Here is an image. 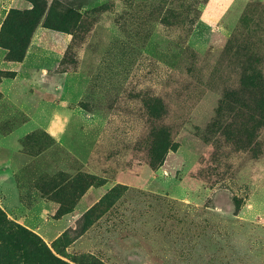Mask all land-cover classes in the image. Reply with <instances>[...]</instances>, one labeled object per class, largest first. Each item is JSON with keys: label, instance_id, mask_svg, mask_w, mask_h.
<instances>
[{"label": "rangeland", "instance_id": "1", "mask_svg": "<svg viewBox=\"0 0 264 264\" xmlns=\"http://www.w3.org/2000/svg\"><path fill=\"white\" fill-rule=\"evenodd\" d=\"M40 3L23 61L6 60L0 46L8 219L73 264H264V129L257 151L209 130L225 80L219 59L244 11L264 0ZM188 6L197 9L183 16ZM32 8L0 0V30L11 10ZM18 23L10 18L5 37ZM72 23L80 40L65 60ZM150 96L166 105L155 124L170 128L173 143L155 169Z\"/></svg>", "mask_w": 264, "mask_h": 264}, {"label": "trees", "instance_id": "2", "mask_svg": "<svg viewBox=\"0 0 264 264\" xmlns=\"http://www.w3.org/2000/svg\"><path fill=\"white\" fill-rule=\"evenodd\" d=\"M30 1L33 3L31 11L11 10L7 21L1 27L0 46L7 50L5 59L8 61H23L31 38L44 15L46 7L42 6L40 0ZM183 9H185L183 16H186L197 8L188 6ZM35 11L40 13L35 15ZM168 13H172L170 9ZM168 13L162 20L170 24ZM14 17L19 20L17 31L14 35L5 37L8 21ZM193 22H196L195 17L192 21L189 20V23ZM185 23L186 20L183 24ZM68 27L73 32V38L65 60L80 40L75 30L76 25L72 23L68 24ZM239 28L241 32L239 30L232 34L219 59L227 61L224 66L228 68H220L225 80L216 84L219 104L209 130L219 134V137L222 136L236 150L257 151L260 148L259 135L264 129V5L251 4L241 16ZM146 99L149 116L154 122L149 134L148 164L155 169L160 166L166 153L173 148L172 133L168 126L155 124L166 114L167 108L163 100L158 96ZM79 180L80 177H76L70 181L71 188ZM89 184L87 180L80 193L72 197L71 208L61 206L59 212L61 214L70 212L77 197L88 189ZM73 262L65 259L59 252H54L35 232L8 219L0 208V264H73Z\"/></svg>", "mask_w": 264, "mask_h": 264}, {"label": "crops", "instance_id": "3", "mask_svg": "<svg viewBox=\"0 0 264 264\" xmlns=\"http://www.w3.org/2000/svg\"><path fill=\"white\" fill-rule=\"evenodd\" d=\"M0 53H1V54H3V57H4V55H5V52L3 51V49H2V50H0ZM1 54H0V55H1Z\"/></svg>", "mask_w": 264, "mask_h": 264}]
</instances>
